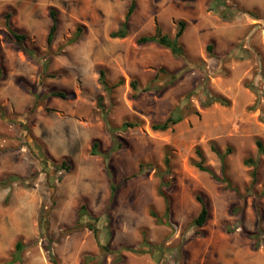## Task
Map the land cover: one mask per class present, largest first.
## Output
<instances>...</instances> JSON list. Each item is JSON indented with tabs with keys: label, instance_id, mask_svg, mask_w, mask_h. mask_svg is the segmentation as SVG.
<instances>
[{
	"label": "rangeland",
	"instance_id": "1",
	"mask_svg": "<svg viewBox=\"0 0 264 264\" xmlns=\"http://www.w3.org/2000/svg\"><path fill=\"white\" fill-rule=\"evenodd\" d=\"M129 4L0 0V183L21 179L0 184V264H85L87 256L94 257L89 264H264V243L255 248L251 237L264 242V154L256 147V140L264 144V0H135L127 36L111 38ZM51 9L57 30L48 49ZM227 9L233 14L224 19ZM7 14L41 62L13 43ZM179 21L186 61L156 44H136L156 27L174 37ZM159 68L182 74L159 93L133 98L129 82L144 86ZM101 70L110 85L123 82L111 95L99 82ZM164 81L160 75L158 84ZM208 95L230 104L202 107ZM178 114L183 120L167 131L151 129ZM196 149L218 180L194 167ZM248 160L259 163L253 188ZM62 161L69 171L51 165ZM140 165L141 175L123 181ZM112 184H121L113 198ZM159 190L170 201L167 215ZM198 196L208 209L201 228L192 225ZM78 221L94 223L99 243L111 250L138 248L145 239L152 253L122 251L116 262L88 228L74 227Z\"/></svg>",
	"mask_w": 264,
	"mask_h": 264
},
{
	"label": "trees",
	"instance_id": "2",
	"mask_svg": "<svg viewBox=\"0 0 264 264\" xmlns=\"http://www.w3.org/2000/svg\"><path fill=\"white\" fill-rule=\"evenodd\" d=\"M129 1H130V4L126 10V13L124 16V21L122 22L119 30L110 33L111 38L122 39V38H125L127 36L128 21H129L130 17L132 16V14L135 10V0H129ZM232 14L233 13L230 11V9H227L226 12H222L220 15L224 19H229V17H231ZM49 17L51 20V25L48 29L47 37H46V47L48 49L51 47V45L53 43V39H54L56 30H57L56 12L51 9L49 11ZM9 18H10V14H7L4 16L5 27L7 28L8 33L11 35V37L13 39V43L17 47H19L21 50H23L27 56L34 59L36 62H41L42 60L37 59L38 58L37 52L34 49L29 47L28 38L25 35L20 34V33L12 30L10 28ZM184 31H185V23L183 21L178 22L177 31H176L174 37H172V38L169 37L168 35L162 34L160 29L158 27H156L155 31L152 35L139 37L136 40V44H138L140 46H144V45H148V44H156L161 48L169 50V52L171 53V55L173 57L186 61L187 59H186V55H185V50H184L183 45L180 43V38L182 37ZM206 50H207L209 55H212L213 46L208 45L206 47ZM46 65L44 64L43 67H45ZM46 68H47V66H46ZM44 71H45V69H44ZM181 74H182L181 72H168L164 68H159L156 71L153 79L144 86H142L137 79H132L129 82V87H130V90L132 92V97L135 98L140 93H159L163 89L173 85L179 79ZM0 75H1V66H0ZM160 75H163L165 77V81L161 85L158 84ZM99 82H100L103 90L108 95H111L113 90L123 83L122 80H119V82H117L116 84L110 85L109 82L106 80L104 71H102V70L99 72ZM50 96L60 98V99L66 98V94L63 92H51ZM38 100H39L38 97L35 96V104L33 105L34 109L37 106ZM212 104H219L222 106H228L230 104V102L226 98H224L220 95H208L206 98V101L203 102L202 107H209ZM46 111H49V110L46 109ZM182 120H183V115H181V114H178L176 116L171 115L164 122L153 124L151 126V129L153 131L164 132V131H167L168 129L172 128L173 126L177 125ZM135 126H136V124L124 123V124H122L121 128L126 129L129 127H135ZM108 129H109L110 133H113V128H111L109 125H108ZM113 141H114V143H113V146L111 147V152H114L118 149L117 139L114 138ZM256 147H257L259 155H263L264 154V144L262 143L261 140H256ZM97 153H98V143L94 142L92 144V147H91V154L97 155ZM195 154L198 158V161L193 162L194 167H196L201 172H205V173L209 174L214 180H218V177L216 176L214 171L205 165V162H204L205 160H204L202 152L199 149H196ZM218 156H219V159L221 162V170L224 171L225 170V158H224V156H222L220 154ZM38 157H39L40 162H42V163H46L48 161L47 158L41 153H39ZM169 163H170L169 157L166 156L164 159V166L166 168H168ZM245 163H246V165L250 164L253 167L252 172L250 174V176H251L250 188H253L257 182V166L259 163L258 162H252L251 160H248ZM51 165L57 171H61V170L69 171V169H70V167L66 161H62L58 165L51 163ZM142 173H143V165H140L139 171L137 173L131 174L130 176L124 178L123 181L129 180L132 178H136L137 176L141 175ZM18 181H21V179L16 177V176H9L4 182H1L0 184L8 185V184H12V183L18 182ZM120 185L121 184L116 186V185L112 184L110 186L111 198H113L117 188L120 187ZM235 191H237V190L235 189ZM159 194L164 200V203L166 206L165 207V215H167V214H169V202H170L169 198L165 193L162 192V190H159ZM196 199H197L198 203L200 204V211H199L198 215L194 218L192 225L194 227L201 228L205 225V223L208 219V209H207L205 202L199 196ZM85 214H86V210L83 206H81L80 211H79L80 219ZM150 216L155 218L157 220V222L161 223V220L158 218V216L153 211H150ZM92 220L95 222L96 218H92ZM74 227L75 228H80V227L88 228L93 233L94 238L98 242V247L100 249V252H102L104 254L116 255V260H115L116 262L121 261L122 251L130 252V253L135 254V255H144V254L152 253V247L150 246V244L145 239L142 241L141 245L138 248L120 247L117 251H115V250H111L109 248L108 243H103V244L99 243V230L95 227L94 223H88L86 225L85 224L83 225L78 221ZM251 237L255 241V248H257L259 245L264 243L263 240H261L260 236L257 234L252 235ZM22 248H23V245L20 242H17L15 245V253H19L22 250ZM159 252H161V251H159ZM154 255L155 256L157 255L156 252ZM163 256H165V254H163ZM93 260H94V257L87 256L84 258V263L89 264Z\"/></svg>",
	"mask_w": 264,
	"mask_h": 264
}]
</instances>
